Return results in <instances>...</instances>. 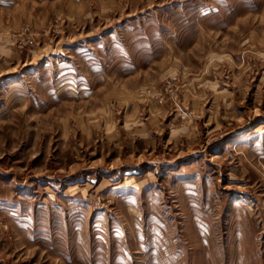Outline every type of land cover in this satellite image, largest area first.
Listing matches in <instances>:
<instances>
[{"label": "rangeland", "instance_id": "rangeland-1", "mask_svg": "<svg viewBox=\"0 0 264 264\" xmlns=\"http://www.w3.org/2000/svg\"><path fill=\"white\" fill-rule=\"evenodd\" d=\"M0 264H264V0H0Z\"/></svg>", "mask_w": 264, "mask_h": 264}]
</instances>
